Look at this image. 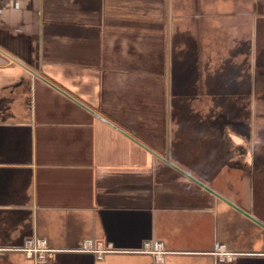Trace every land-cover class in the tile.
I'll return each instance as SVG.
<instances>
[{
	"label": "crops",
	"instance_id": "obj_1",
	"mask_svg": "<svg viewBox=\"0 0 264 264\" xmlns=\"http://www.w3.org/2000/svg\"><path fill=\"white\" fill-rule=\"evenodd\" d=\"M261 116L264 0H0V264H264Z\"/></svg>",
	"mask_w": 264,
	"mask_h": 264
},
{
	"label": "built area",
	"instance_id": "obj_2",
	"mask_svg": "<svg viewBox=\"0 0 264 264\" xmlns=\"http://www.w3.org/2000/svg\"><path fill=\"white\" fill-rule=\"evenodd\" d=\"M5 250L7 249H0V255L4 253ZM22 251L25 253L28 259H31L38 264L47 262L49 257L51 256V253H53L52 250L47 248L45 245H36L33 241H28L27 247H25ZM74 251L92 253L99 261L103 260L107 254L116 252V250L111 247V245H108L107 247H105L104 245H99L97 247L81 245ZM140 252L154 255V259L149 264H164V255L166 254V252L162 248V245L158 244L156 246V249H153L152 242H145L144 249H142V251Z\"/></svg>",
	"mask_w": 264,
	"mask_h": 264
},
{
	"label": "rangeland",
	"instance_id": "obj_3",
	"mask_svg": "<svg viewBox=\"0 0 264 264\" xmlns=\"http://www.w3.org/2000/svg\"><path fill=\"white\" fill-rule=\"evenodd\" d=\"M231 53H228L227 56H226V60H229V59H232V55H230ZM234 78H235V68H234V64L229 62L227 63V71H226V81L229 82V85L234 81ZM235 102L234 100H230V99H227L225 101L227 107H228V104L230 103H233ZM238 102V101H236ZM244 105L248 104V101H243ZM246 103V104H245ZM244 112V111H243ZM262 119L264 120V116H261ZM210 118H213V117H210ZM243 122H245V120L247 121L248 117H243ZM232 120H235V121H238L240 120V117L239 116H236V117H233V116H227V123H230V121ZM248 237H251L252 239H254L255 241H262V239L260 238V234L259 232L257 233H250ZM259 244V243H258Z\"/></svg>",
	"mask_w": 264,
	"mask_h": 264
},
{
	"label": "water",
	"instance_id": "obj_4",
	"mask_svg": "<svg viewBox=\"0 0 264 264\" xmlns=\"http://www.w3.org/2000/svg\"><path fill=\"white\" fill-rule=\"evenodd\" d=\"M180 170V169H179ZM181 171V170H180ZM198 182L199 184H201V182L199 181H196ZM231 206L235 207V209H237L238 211H240L243 215H245L246 217H248L249 219H251L253 222L261 225L263 228H264V225H262L261 222L257 221L255 218H253L252 216H250L249 214L245 213L243 210H241L240 208H238L237 206H235L234 204H231Z\"/></svg>",
	"mask_w": 264,
	"mask_h": 264
}]
</instances>
